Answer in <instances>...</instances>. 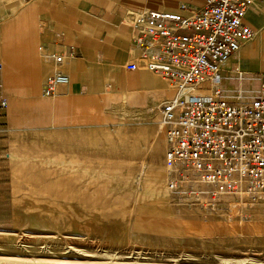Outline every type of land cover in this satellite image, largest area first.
<instances>
[{
  "label": "crops",
  "instance_id": "0c3cea01",
  "mask_svg": "<svg viewBox=\"0 0 264 264\" xmlns=\"http://www.w3.org/2000/svg\"><path fill=\"white\" fill-rule=\"evenodd\" d=\"M203 5L204 0H0V100L8 102L0 113V167L24 158L44 159L48 166H100V135L120 123L137 125L126 131L141 136L132 142L141 145L143 156H149L152 139L159 140L165 167L161 110L175 92L151 72L127 70L139 55L132 23L148 11L190 15ZM245 24L254 36L223 64L222 76L256 89L255 77L264 75V0H256ZM50 54L63 56L62 63ZM55 73L66 75L68 83L44 97V83Z\"/></svg>",
  "mask_w": 264,
  "mask_h": 264
},
{
  "label": "rangeland",
  "instance_id": "374dc122",
  "mask_svg": "<svg viewBox=\"0 0 264 264\" xmlns=\"http://www.w3.org/2000/svg\"><path fill=\"white\" fill-rule=\"evenodd\" d=\"M136 127L100 135V166L0 167V264H264V203L224 196L209 212L208 197H174L160 141L143 156Z\"/></svg>",
  "mask_w": 264,
  "mask_h": 264
},
{
  "label": "built area",
  "instance_id": "2783aa9c",
  "mask_svg": "<svg viewBox=\"0 0 264 264\" xmlns=\"http://www.w3.org/2000/svg\"><path fill=\"white\" fill-rule=\"evenodd\" d=\"M255 2L204 0L190 15L148 11L132 23L139 55L127 70L151 72L175 92L161 110L168 191L176 198L208 197L203 206L209 212L219 210L224 196L264 203V75L255 77L259 84L249 98L240 78L222 76L223 64L254 36L245 17ZM48 57L57 64L64 58ZM67 83L55 73L42 95L53 97ZM7 107L0 100V113Z\"/></svg>",
  "mask_w": 264,
  "mask_h": 264
}]
</instances>
